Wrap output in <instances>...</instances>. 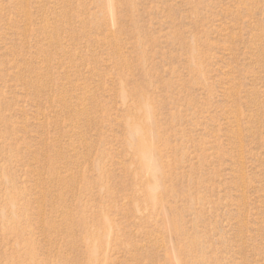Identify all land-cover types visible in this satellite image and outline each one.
<instances>
[{
    "label": "rangeland",
    "instance_id": "rangeland-1",
    "mask_svg": "<svg viewBox=\"0 0 264 264\" xmlns=\"http://www.w3.org/2000/svg\"><path fill=\"white\" fill-rule=\"evenodd\" d=\"M0 264H264V0H0Z\"/></svg>",
    "mask_w": 264,
    "mask_h": 264
}]
</instances>
